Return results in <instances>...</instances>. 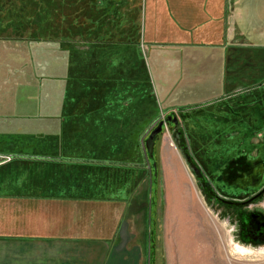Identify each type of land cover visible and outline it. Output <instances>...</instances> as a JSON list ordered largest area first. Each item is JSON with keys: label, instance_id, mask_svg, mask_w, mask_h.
I'll return each mask as SVG.
<instances>
[{"label": "rangeland", "instance_id": "obj_1", "mask_svg": "<svg viewBox=\"0 0 264 264\" xmlns=\"http://www.w3.org/2000/svg\"><path fill=\"white\" fill-rule=\"evenodd\" d=\"M262 4L255 9L258 30L264 29ZM143 5L0 0V110L26 111H0V163L14 159L13 147L35 133L45 117L39 108L61 106L64 134L73 130L77 139L101 143L93 147L106 150L109 165L131 167L121 181L142 184L145 264H264V192L251 199L264 188V75H255L264 66L253 63L264 51L211 49L224 62L200 70L222 72V82L207 73L206 81L180 80L172 50L146 43ZM195 50L185 48L181 56L210 59L205 51L211 50ZM238 59L243 80L233 85L227 78ZM99 105L110 111L95 118L91 111ZM86 145L62 147L92 150ZM127 148L135 153L124 158ZM111 178L114 183V172Z\"/></svg>", "mask_w": 264, "mask_h": 264}, {"label": "crops", "instance_id": "obj_2", "mask_svg": "<svg viewBox=\"0 0 264 264\" xmlns=\"http://www.w3.org/2000/svg\"><path fill=\"white\" fill-rule=\"evenodd\" d=\"M143 1L146 43L172 50L175 63L181 65L180 80L206 81L207 73L222 82V72L200 70L211 63L220 68L224 62V56L216 60L218 53L211 49L243 47L254 55L264 51V29L253 25L259 2L264 17V0ZM159 34L168 37L160 39ZM185 48L211 50L205 51L210 59L184 60ZM237 62L227 78L233 85L243 80ZM253 63L264 66V56L255 55ZM255 75L260 79L264 72ZM246 78L250 81V76ZM173 91L188 98L178 87ZM7 95L19 102L14 91ZM12 109L0 111L26 113L22 107ZM39 109L45 117L39 118L35 133L13 147L16 154L8 156L14 159L0 163V264H145L148 228L142 184L133 178L111 184L112 171L106 168L111 157L93 147L101 143L77 139L73 130L66 131L70 136L64 134L61 106ZM101 111L110 109L98 106L91 113L99 118ZM63 144H87L92 150L65 152Z\"/></svg>", "mask_w": 264, "mask_h": 264}, {"label": "trees", "instance_id": "obj_3", "mask_svg": "<svg viewBox=\"0 0 264 264\" xmlns=\"http://www.w3.org/2000/svg\"><path fill=\"white\" fill-rule=\"evenodd\" d=\"M263 101V108H264V98L262 99ZM100 106V105H99ZM117 150H120V148L118 147ZM120 152V151H119ZM123 153L122 156H126L124 158H128L129 155H131V153H135L133 152V148L132 149H126L124 151H121ZM135 155V154H134ZM115 156V155H114ZM120 155L119 154H116V158H118ZM136 156H133L132 159H134ZM108 167L109 169H111L112 172L115 173V182L113 183V179L111 178V175H110V178H111V184H117L118 183H124L125 179H127V177L124 178V181H121V177L120 176V173L123 171V172H126L128 169L127 168H131V167H128L127 165L125 166H122V165H119V164H113L112 165H109V166H106ZM127 173V172H126ZM112 174V173H111ZM125 176V175H124Z\"/></svg>", "mask_w": 264, "mask_h": 264}, {"label": "water", "instance_id": "obj_4", "mask_svg": "<svg viewBox=\"0 0 264 264\" xmlns=\"http://www.w3.org/2000/svg\"><path fill=\"white\" fill-rule=\"evenodd\" d=\"M160 128H161V122L158 123V126H157L155 131L159 130ZM154 133L155 132H152L149 135V137L147 138V140H146V148H147V151H148L149 155H152V151H153V145H154V137L153 136H154ZM263 192H264V188L262 190H260L258 193H256L254 196H252L251 199L257 198Z\"/></svg>", "mask_w": 264, "mask_h": 264}, {"label": "bare ground", "instance_id": "obj_5", "mask_svg": "<svg viewBox=\"0 0 264 264\" xmlns=\"http://www.w3.org/2000/svg\"><path fill=\"white\" fill-rule=\"evenodd\" d=\"M182 180V179H181ZM174 182V181H173ZM184 182V181H183ZM174 198V197H173ZM192 211V210H191ZM244 251H251V250H248V249H243Z\"/></svg>", "mask_w": 264, "mask_h": 264}, {"label": "built area", "instance_id": "obj_6", "mask_svg": "<svg viewBox=\"0 0 264 264\" xmlns=\"http://www.w3.org/2000/svg\"><path fill=\"white\" fill-rule=\"evenodd\" d=\"M6 159L8 160V159H9V157H6ZM6 159H5V160H6Z\"/></svg>", "mask_w": 264, "mask_h": 264}]
</instances>
